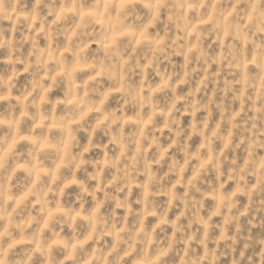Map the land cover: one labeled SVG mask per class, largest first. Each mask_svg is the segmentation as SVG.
<instances>
[{"label":"clouds","instance_id":"9594fccd","mask_svg":"<svg viewBox=\"0 0 264 264\" xmlns=\"http://www.w3.org/2000/svg\"><path fill=\"white\" fill-rule=\"evenodd\" d=\"M0 264H264V0H0Z\"/></svg>","mask_w":264,"mask_h":264}]
</instances>
